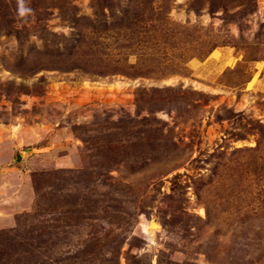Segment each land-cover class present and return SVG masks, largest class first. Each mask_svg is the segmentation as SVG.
<instances>
[{
    "label": "rangeland",
    "instance_id": "obj_1",
    "mask_svg": "<svg viewBox=\"0 0 264 264\" xmlns=\"http://www.w3.org/2000/svg\"><path fill=\"white\" fill-rule=\"evenodd\" d=\"M0 264H264V0H0Z\"/></svg>",
    "mask_w": 264,
    "mask_h": 264
},
{
    "label": "trees",
    "instance_id": "obj_2",
    "mask_svg": "<svg viewBox=\"0 0 264 264\" xmlns=\"http://www.w3.org/2000/svg\"><path fill=\"white\" fill-rule=\"evenodd\" d=\"M93 28V32H97L98 27L95 24L91 23ZM102 30V29H101ZM215 45H211L206 53H208ZM139 54V53H138ZM62 55V54H60ZM121 53L119 51H112L105 52L102 56V60L104 61L101 63L100 71L102 72H113V73H125L128 75H138V74H150L153 72H157L161 70V64L158 62L155 63H145L140 59L136 62H131L128 58L120 57ZM103 68V69H102ZM99 70V69H98Z\"/></svg>",
    "mask_w": 264,
    "mask_h": 264
},
{
    "label": "bare ground",
    "instance_id": "obj_3",
    "mask_svg": "<svg viewBox=\"0 0 264 264\" xmlns=\"http://www.w3.org/2000/svg\"><path fill=\"white\" fill-rule=\"evenodd\" d=\"M159 226V222L157 220H153L150 224V227L151 228H154V227H158Z\"/></svg>",
    "mask_w": 264,
    "mask_h": 264
},
{
    "label": "clouds",
    "instance_id": "obj_4",
    "mask_svg": "<svg viewBox=\"0 0 264 264\" xmlns=\"http://www.w3.org/2000/svg\"><path fill=\"white\" fill-rule=\"evenodd\" d=\"M30 11V10H29ZM25 14V11L23 10V8H21V10H20V15H24Z\"/></svg>",
    "mask_w": 264,
    "mask_h": 264
}]
</instances>
